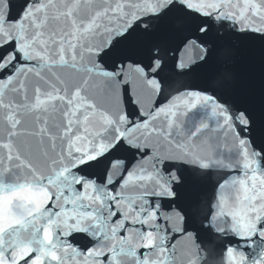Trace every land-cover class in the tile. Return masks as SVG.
<instances>
[{
    "label": "water",
    "instance_id": "water-1",
    "mask_svg": "<svg viewBox=\"0 0 264 264\" xmlns=\"http://www.w3.org/2000/svg\"><path fill=\"white\" fill-rule=\"evenodd\" d=\"M0 264H264V0H0Z\"/></svg>",
    "mask_w": 264,
    "mask_h": 264
}]
</instances>
